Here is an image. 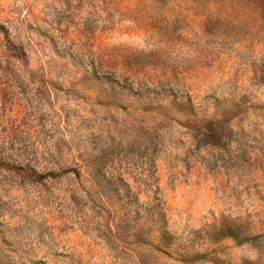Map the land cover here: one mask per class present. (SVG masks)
<instances>
[{
  "label": "rangeland",
  "instance_id": "rangeland-1",
  "mask_svg": "<svg viewBox=\"0 0 264 264\" xmlns=\"http://www.w3.org/2000/svg\"><path fill=\"white\" fill-rule=\"evenodd\" d=\"M0 264H264V0H0Z\"/></svg>",
  "mask_w": 264,
  "mask_h": 264
}]
</instances>
